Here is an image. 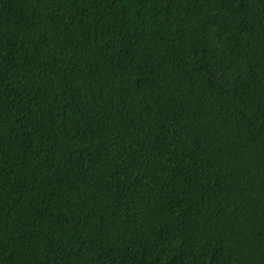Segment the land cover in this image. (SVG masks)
I'll return each instance as SVG.
<instances>
[{
	"label": "trees",
	"instance_id": "trees-1",
	"mask_svg": "<svg viewBox=\"0 0 264 264\" xmlns=\"http://www.w3.org/2000/svg\"><path fill=\"white\" fill-rule=\"evenodd\" d=\"M0 264H264V0H0Z\"/></svg>",
	"mask_w": 264,
	"mask_h": 264
}]
</instances>
